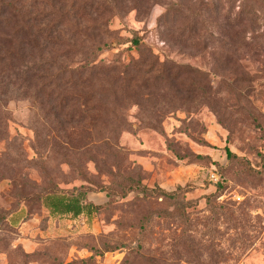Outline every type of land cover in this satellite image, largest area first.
<instances>
[{
    "label": "rangeland",
    "instance_id": "rangeland-1",
    "mask_svg": "<svg viewBox=\"0 0 264 264\" xmlns=\"http://www.w3.org/2000/svg\"><path fill=\"white\" fill-rule=\"evenodd\" d=\"M134 3L143 8L110 21L115 48L100 56L105 69L117 59L129 68L107 86L114 97L100 100L103 125L60 132L43 123L38 102L0 96V264H264V0ZM133 31L141 50L127 42ZM140 56L166 70L155 62L135 72ZM3 60L0 76L18 66ZM166 76L205 94L179 96ZM68 102L46 110L64 120ZM213 172L228 182L218 200L209 198ZM52 186L82 189L100 208L49 216L38 195ZM156 186L187 191L141 192ZM20 207L29 215L12 225ZM185 211L196 230H218L224 252H189Z\"/></svg>",
    "mask_w": 264,
    "mask_h": 264
},
{
    "label": "trees",
    "instance_id": "trees-1",
    "mask_svg": "<svg viewBox=\"0 0 264 264\" xmlns=\"http://www.w3.org/2000/svg\"><path fill=\"white\" fill-rule=\"evenodd\" d=\"M150 1L158 3L161 0ZM142 6L134 3V0H103V2L102 0H0V63L4 61L3 59L10 63L14 60L18 62L16 68L5 76H0L1 98L22 97L38 102V109L44 116L43 123L51 127L52 122L56 121L60 132L74 133L76 130L94 129L99 127L100 123L103 125L104 117L100 100L102 97H114L115 89L106 90L107 86H111L112 79L117 83L116 77L121 69L123 72L129 69L118 59L116 60L118 63L110 68L105 69L102 66L101 54L115 48L113 45L115 39L109 35L110 21L122 12L139 11ZM117 42L119 46L125 43L122 39ZM127 42L137 50L145 47L143 38L136 31H133L132 38ZM141 58L135 61L133 68L135 72H143L144 69L149 72L150 67L158 62ZM158 67H162L163 72L166 70L165 64L160 65L158 62ZM166 78L170 79L180 91L179 96H184L186 99L189 96L196 97L193 94L198 89L200 92L197 96L202 97L205 94L204 86L195 83L196 81L192 80V86L189 84L181 89L179 83L173 82L174 77L166 76ZM47 85L50 87L49 92L43 88ZM65 101L73 104L64 112L66 116L64 120L59 119L55 107L49 109L52 111L51 114L48 109L46 110L52 102H56L58 108L64 110L62 106L65 105ZM49 115L52 121L47 119ZM62 142L64 141L61 140ZM227 157L230 160L239 158L230 150H227ZM227 184L226 178L219 176L215 181L216 192L209 198L218 200ZM186 191L187 187L182 186H178L175 191H166L156 186L143 187L141 192H155L160 197L174 199L180 192ZM38 196L42 206L48 209L49 216L68 214L75 218L81 214L92 216L100 208L99 205L88 200L82 189L63 192L52 186L44 189ZM226 206L219 204L221 209L226 210ZM214 209L219 217L227 215L218 212L215 206ZM188 214L185 211L182 218L190 222L183 236L187 241L189 252L204 254L224 252L226 247L217 237L218 230L216 228L206 232L196 230L195 225L188 219ZM28 215V210L20 207L11 213L7 220L13 225L21 222ZM196 241H198L197 246ZM133 248L135 252L140 250L139 247ZM246 249L247 247L243 246V250ZM90 261L91 258L78 259V264H87ZM122 264L129 263L126 259Z\"/></svg>",
    "mask_w": 264,
    "mask_h": 264
},
{
    "label": "built area",
    "instance_id": "built-area-1",
    "mask_svg": "<svg viewBox=\"0 0 264 264\" xmlns=\"http://www.w3.org/2000/svg\"><path fill=\"white\" fill-rule=\"evenodd\" d=\"M210 177H211V179H213L214 181H216L217 179H218V176H217V174L216 173H211V175H210Z\"/></svg>",
    "mask_w": 264,
    "mask_h": 264
}]
</instances>
